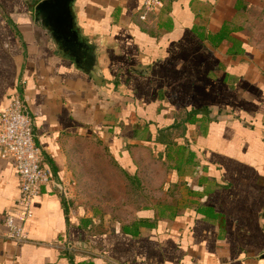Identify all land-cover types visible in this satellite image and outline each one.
Wrapping results in <instances>:
<instances>
[{
	"label": "crops",
	"instance_id": "0c3cea01",
	"mask_svg": "<svg viewBox=\"0 0 264 264\" xmlns=\"http://www.w3.org/2000/svg\"><path fill=\"white\" fill-rule=\"evenodd\" d=\"M39 1L0 0V113L21 90L50 175L24 206L0 159V264H264V0H74L90 73ZM117 168L146 206L116 207Z\"/></svg>",
	"mask_w": 264,
	"mask_h": 264
},
{
	"label": "built area",
	"instance_id": "2783aa9c",
	"mask_svg": "<svg viewBox=\"0 0 264 264\" xmlns=\"http://www.w3.org/2000/svg\"><path fill=\"white\" fill-rule=\"evenodd\" d=\"M0 159L14 165L20 202L24 206L50 181V175L42 165V150L35 142L33 119L21 90L13 94L10 103L0 113ZM28 216L30 214L24 213V217ZM3 224L9 241L15 244L25 241L22 220L17 221L14 214H8Z\"/></svg>",
	"mask_w": 264,
	"mask_h": 264
},
{
	"label": "water",
	"instance_id": "95a60500",
	"mask_svg": "<svg viewBox=\"0 0 264 264\" xmlns=\"http://www.w3.org/2000/svg\"><path fill=\"white\" fill-rule=\"evenodd\" d=\"M74 0H40L34 7L35 20L46 28L59 50L74 64L90 73L96 65L94 46L80 37L74 27ZM264 259V253L261 255Z\"/></svg>",
	"mask_w": 264,
	"mask_h": 264
},
{
	"label": "trees",
	"instance_id": "16d2710c",
	"mask_svg": "<svg viewBox=\"0 0 264 264\" xmlns=\"http://www.w3.org/2000/svg\"><path fill=\"white\" fill-rule=\"evenodd\" d=\"M112 172V171H111ZM105 173V177L108 179L110 178H114V184H115V188L118 190L119 193L121 194H129L131 193L130 197L131 200H127V201H122V202H118L119 204L116 205V207L118 206H124L126 204H133V208L134 207H141L144 206L146 203V198H148L149 196L151 197L152 194H154V192L156 191L157 188L150 187L147 186L143 183V177L137 174L134 175H128L125 174L124 172H122L121 170H119L117 168L116 172L111 173L108 170H104L102 171V175ZM153 188V190H152ZM143 198V199H142ZM145 198V199H144ZM146 206V205H145ZM135 218V217H134ZM147 226V224H143L139 221H132L131 223V231H128V233H130L131 235H137L138 229L141 226Z\"/></svg>",
	"mask_w": 264,
	"mask_h": 264
}]
</instances>
